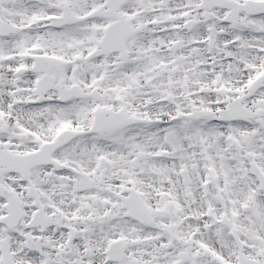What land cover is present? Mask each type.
<instances>
[{"label": "snow or ice", "instance_id": "1", "mask_svg": "<svg viewBox=\"0 0 264 264\" xmlns=\"http://www.w3.org/2000/svg\"><path fill=\"white\" fill-rule=\"evenodd\" d=\"M0 264H264V0H0Z\"/></svg>", "mask_w": 264, "mask_h": 264}]
</instances>
